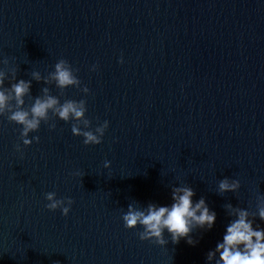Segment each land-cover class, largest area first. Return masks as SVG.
Segmentation results:
<instances>
[{"label":"water","instance_id":"95a60500","mask_svg":"<svg viewBox=\"0 0 264 264\" xmlns=\"http://www.w3.org/2000/svg\"><path fill=\"white\" fill-rule=\"evenodd\" d=\"M59 59L79 84L51 79ZM0 72L6 90L31 81L24 109L47 88L61 104L83 101L90 129L109 122L100 144L85 145L71 131L83 120L49 110L24 146L9 101L0 264H215L206 256L234 218L226 205L264 228V0H0ZM224 177L239 189L218 192ZM182 184L216 212L211 230L191 233L195 245L124 227L130 203L171 204ZM49 191L72 199L67 216L45 207Z\"/></svg>","mask_w":264,"mask_h":264},{"label":"clouds","instance_id":"9594fccd","mask_svg":"<svg viewBox=\"0 0 264 264\" xmlns=\"http://www.w3.org/2000/svg\"><path fill=\"white\" fill-rule=\"evenodd\" d=\"M121 62H123L121 58ZM96 65H92L95 70ZM40 79L38 73L33 74ZM51 79L58 87L64 88L79 84V79L74 75L70 64L65 59H59L54 65V71L50 73ZM4 73L0 72V113L9 107V101L15 100L16 108L11 111L9 119L21 126L20 136L24 146H29L33 141H39L38 136H30L29 133L39 129L41 121L48 116L49 110L53 111L60 119L83 120L84 127L72 126L73 135L83 137L85 145L100 144L109 122L103 123L92 130L88 127L89 121L84 119L86 111L83 101L67 100L63 104L53 95L48 94V89L43 91V97H36L30 108L24 109V97L30 92L31 81L19 79L11 84L10 89L4 88ZM88 92L89 89H83ZM17 151L20 145H16ZM104 167H110V161H104ZM240 187L238 179L224 177L218 183V192H235ZM195 192L192 187L182 184L174 186L171 191V204L157 205L149 203L147 207H136L134 204L127 206L122 220L127 229H137L141 240H152L164 246L167 243L164 233L167 232L173 243L185 239L189 245H195L191 233L194 230H211L216 221V212L209 208L203 197L194 200ZM48 203L45 207L50 211L60 209L65 216L68 215L73 203L70 197L57 198L56 193L49 191L45 194ZM231 219L225 226L222 240L216 243L214 250L207 252L206 259L215 264H264V228L254 227L253 220L249 218V212L245 208H233L226 205ZM258 216L264 220V204L258 208ZM218 254V259L216 258Z\"/></svg>","mask_w":264,"mask_h":264}]
</instances>
